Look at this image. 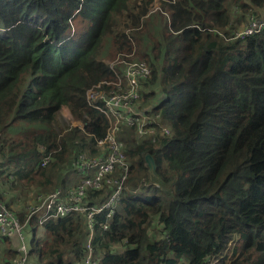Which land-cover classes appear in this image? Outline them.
<instances>
[{"label": "trees", "instance_id": "trees-1", "mask_svg": "<svg viewBox=\"0 0 264 264\" xmlns=\"http://www.w3.org/2000/svg\"><path fill=\"white\" fill-rule=\"evenodd\" d=\"M155 1L0 0V198L26 225L32 264H82L90 233L94 264H264V27L234 37L233 22L264 19V0ZM131 53L149 68L140 105L169 133L123 125L128 173L91 229L79 211L29 217L36 196L76 170V153L105 152L96 138L108 122L86 90ZM63 107L80 125L59 122ZM112 189H88L83 203L101 205ZM0 244V264H13L17 239Z\"/></svg>", "mask_w": 264, "mask_h": 264}, {"label": "built area", "instance_id": "built-area-1", "mask_svg": "<svg viewBox=\"0 0 264 264\" xmlns=\"http://www.w3.org/2000/svg\"><path fill=\"white\" fill-rule=\"evenodd\" d=\"M263 27V18L250 16L242 28L234 32V37H244L256 33ZM115 62H121L123 65L125 63L120 58ZM110 68L114 75L112 80L97 82L86 90L87 103L99 109L108 122L104 135L96 138V146L105 152H101L97 156H87L78 152L73 159V165L77 171L83 174L79 182L65 195L60 189H55L38 204L31 203L27 207L29 217L42 211L43 214L39 219V222H42L48 216H64L71 211H79L85 214L86 224L91 229L92 217L95 213L107 209V217L112 214V206L119 196L128 171L124 153L120 149L119 140H117L120 126L134 127L140 136L169 133L168 125L161 121L159 114L146 112L140 105L139 79L149 74L148 66L143 62L125 63L123 76L114 68V64H110ZM47 161L48 157H44L41 164L43 165ZM117 164L121 166V170L119 176L114 177L112 175ZM92 168L94 171L91 174L88 173ZM105 183H110L113 186L108 200L101 205L86 206L83 203L86 191L99 189ZM154 184L157 185L155 182ZM24 227L25 223L21 222L0 198V236H13L17 239V257L13 264H32L27 256V235ZM90 239L91 233L87 240L88 254L82 264H94L91 258ZM209 261L215 263L217 259H209Z\"/></svg>", "mask_w": 264, "mask_h": 264}, {"label": "rangeland", "instance_id": "rangeland-1", "mask_svg": "<svg viewBox=\"0 0 264 264\" xmlns=\"http://www.w3.org/2000/svg\"><path fill=\"white\" fill-rule=\"evenodd\" d=\"M225 4L228 6V8H229V0H226V2H225ZM154 6L157 8V6H158V1L156 0L155 2H154ZM230 14L233 16V18L234 17H236L237 15H239V12H237V10H236V8L235 7H231V9H230ZM257 15V16H256ZM250 16H254V17H258V18H260L259 17V13L257 14V13H255V12H253V11H251L248 15H246V17L244 18V19H240V18H237V19H233V22L235 23V29H234V32L235 31H237V30H239L240 28H242V26L245 24V22H246V20L248 19V17H250ZM240 20V21H239ZM237 23V24H236ZM121 57H124L125 58V63H128V62H143L144 63V61H141V60H137V59H134V58H132L133 57V54L131 53V54H128V55H125V56H119V55H116L111 61H109L110 62V64H114V66H116L117 67V71H119V74L121 75V76H123V74H124V71H123V67L125 66V63H124V65H123V63H121V62H115L117 59H119V58H121ZM152 107V104H142L141 105V108H142V110H146V111H151V108ZM58 120H59V122L61 123V124H73V121H71V118H70V115H69V112H68V110H67V108L66 107H63V109L61 110V112H60V114H59V116H58ZM72 122V123H71ZM122 130H124V132H122ZM137 135L138 136H140L138 133H137ZM116 136V135H115ZM144 136L145 135H143L142 137L144 138ZM123 137V139L125 138V139H130L131 137H132V132L130 131V129L129 128H127L126 126H120V128H119V131H118V133H117V140H120L119 142H120V149L122 150L123 149V147H124V143H123V141L121 140V138ZM102 150V149H101ZM102 151H104V150H102ZM77 154V153H76ZM148 165V164H147ZM120 170H121V166L119 165V164H117L116 165V167H115V170H114V173H113V176L114 177H118L119 176V172H120ZM149 170V172L151 171L150 169H148ZM94 171V168H92V169H90L89 171H88V173H92ZM67 173V172H66ZM127 173H128V171H127ZM83 176V174L81 173V172H79V171H73V170H71V171H69L68 172V174H67V179H66V181H65V183L67 184V186H70V187H68V188H71V187H74V185H73V183L75 182V181H77V180H79V179H81V177ZM79 182V181H78ZM68 188H66V187H64L63 185H61V189L60 188H55V189H60L61 190V192L62 193H68ZM54 189V190H55ZM53 191V190H52ZM51 192V191H50ZM24 229H25V227H24ZM234 242H235V240L230 244V246H229V248H228V250H225V252H224V254L222 255V257H223V259H224V261L226 262V263H229L230 262V257H231V250H232V248H233V245H234ZM210 259H215V258H213V257H211Z\"/></svg>", "mask_w": 264, "mask_h": 264}, {"label": "crops", "instance_id": "crops-1", "mask_svg": "<svg viewBox=\"0 0 264 264\" xmlns=\"http://www.w3.org/2000/svg\"><path fill=\"white\" fill-rule=\"evenodd\" d=\"M242 20V19H241ZM237 24V23H236ZM63 109V108H62ZM69 115H70V113H69ZM72 123V122H71ZM80 125V123L79 122H77V121H73V125ZM75 170V169H74ZM73 170V171H74ZM76 171V170H75ZM69 172V171H68ZM67 172V173H68ZM80 180V179H79ZM79 180H77V181H75L74 183H73V185L75 186L77 183H78V181ZM63 186L64 187H66V188H68V187H70V186H67V184L64 182L63 183ZM60 189H61V186L59 187ZM71 188H73V187H71ZM71 188H68V191L71 189ZM67 193V192H66ZM66 193H63V195H65ZM45 196H46V194L44 195V193H39L37 196H36V200H42V199H44L45 198ZM33 204V203H32ZM11 205L15 208V209H19L20 207H21V203H20V201H19V199L18 198H14V200L11 202ZM28 206V205H27ZM26 206V207H27ZM25 208V205H24V207H23V209ZM26 209V208H25ZM25 227H26V225H25ZM26 230V229H25ZM26 233V232H25ZM5 248V246H3L2 244H0V252H2L3 251V249Z\"/></svg>", "mask_w": 264, "mask_h": 264}, {"label": "water", "instance_id": "water-1", "mask_svg": "<svg viewBox=\"0 0 264 264\" xmlns=\"http://www.w3.org/2000/svg\"><path fill=\"white\" fill-rule=\"evenodd\" d=\"M146 161H147V164H148V168H149L150 170H153V168H154V163H153V160H152V158H151L150 155H146Z\"/></svg>", "mask_w": 264, "mask_h": 264}]
</instances>
